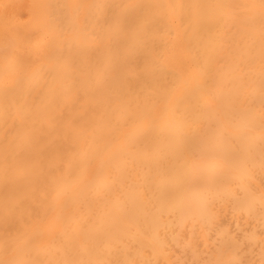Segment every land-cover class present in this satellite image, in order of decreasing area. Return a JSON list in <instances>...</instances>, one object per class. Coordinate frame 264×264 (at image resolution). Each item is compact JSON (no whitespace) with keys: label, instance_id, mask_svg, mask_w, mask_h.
<instances>
[{"label":"bare ground","instance_id":"1","mask_svg":"<svg viewBox=\"0 0 264 264\" xmlns=\"http://www.w3.org/2000/svg\"><path fill=\"white\" fill-rule=\"evenodd\" d=\"M0 264H264V0H0Z\"/></svg>","mask_w":264,"mask_h":264}]
</instances>
